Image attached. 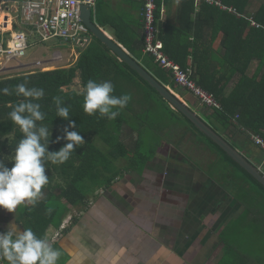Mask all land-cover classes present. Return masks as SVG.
Listing matches in <instances>:
<instances>
[{
  "label": "crops",
  "instance_id": "0c3cea01",
  "mask_svg": "<svg viewBox=\"0 0 264 264\" xmlns=\"http://www.w3.org/2000/svg\"><path fill=\"white\" fill-rule=\"evenodd\" d=\"M219 1L251 19L264 10V0ZM185 5V0H161L160 23L178 26ZM143 6L144 0H96L92 17L107 36L130 54L122 39L128 43L141 41ZM200 6L201 3H196V12ZM196 14L192 15L193 21ZM199 34L205 39L211 38L213 29L206 27L202 33L199 28ZM222 37L223 32H220L209 48L222 52ZM58 45L70 48L71 52L68 57L59 52L51 55L59 53L61 62L66 59L64 66L55 63L62 65L53 67L55 69L73 66L89 46L79 49ZM74 48L80 50L78 54ZM38 60L41 59L29 57L24 63L34 65ZM258 64L257 60L252 61L249 75L255 72ZM191 68L196 73V68ZM235 83L226 89V94L232 91ZM163 85L264 174V152L253 140L258 135L246 134L235 128L222 129L209 117L212 108L204 106L185 89ZM137 91L139 93L135 94L133 101L134 119L143 123L141 117L144 113L154 114L151 126L162 134L160 146L141 172L125 169L128 161L119 158L118 165L122 171L114 182L99 189L85 205L70 207L74 209L66 218L71 215L72 221L62 237L56 239L54 235L66 218L58 227L46 229L44 237L60 252L57 264H262L250 263L264 260L252 258L248 248L240 245L239 230L252 225L254 215L240 220L247 211L242 200L245 194L232 190L234 178L231 174H222L226 167L221 163L219 152L199 135L188 133L181 139L190 127L183 118L172 116L157 96H152L148 103L142 90ZM131 125H123V138L126 137L125 127V131L128 128L131 134H136L137 129H132ZM218 127L220 129L217 130ZM125 145L129 153L134 148V144ZM248 182L244 178L243 184L247 188L251 186L253 192L254 186ZM30 205L24 202L14 213L0 209V232H6L7 227L10 230L18 226L21 232L27 228L20 222V213ZM0 263L7 264V261L0 260Z\"/></svg>",
  "mask_w": 264,
  "mask_h": 264
},
{
  "label": "trees",
  "instance_id": "16d2710c",
  "mask_svg": "<svg viewBox=\"0 0 264 264\" xmlns=\"http://www.w3.org/2000/svg\"><path fill=\"white\" fill-rule=\"evenodd\" d=\"M157 3L159 18L161 0H157ZM185 3L186 7L180 13L178 26L160 23V38L164 42L165 53L184 69L195 67L197 85L212 94L220 103V109H211L210 119H214L222 129L235 128L243 133H251L264 139L263 30L251 27L246 17H237V15L221 10L215 5L201 3L199 12H196L194 0H185ZM193 13H197L194 21ZM254 18L264 24V10L259 11ZM206 27L213 29V34L208 39L199 34V28L203 33ZM15 29H17V25ZM220 32H223V37L220 40L223 51L216 52L209 46L218 39ZM122 41L133 58L161 83L177 87L172 74L155 63L152 56L143 53V36L140 42L128 43L123 39ZM254 60L259 62L258 67L253 74L249 75V66ZM78 77L81 90L72 89L75 79ZM90 79L97 83L111 82L114 85L113 95L127 94L130 96L126 107L113 109L119 111V115L114 120L102 117L98 112L89 115L84 111L83 91ZM25 82L29 88L44 90V96L39 100L33 99L32 102L40 104V111L44 113V120L38 121L37 124L49 129L51 138L48 151H58L66 143L63 139L59 143H53V141L57 136L63 135V129L69 123L63 118L56 117L54 97L62 99L63 106L69 109L70 120L76 124V128H69V131H78L85 141L73 150L64 163L53 164L51 161H45V175L48 176V183L42 187L41 196L36 203L25 207L20 213V222L23 226L32 229L38 238H44L45 231L49 226L58 227L68 215L70 207L85 205L88 198L99 189L114 182L122 171L118 165L119 158L128 161V166L125 169L131 168L133 171L141 172L145 163L155 154L153 148L149 153L143 151L142 138L135 140L133 150L130 149L131 154L126 151L128 148L122 141L123 125L130 126L134 120L133 101L135 94L139 93L137 89L142 90L148 103L152 96H157L165 103L172 116H175L176 119H179V116L183 118V121L190 127L186 129L181 139H184L188 133L201 136L213 149L219 152L222 158L221 163L226 168L229 167L230 170L232 168V170H237L245 175L248 183L253 184V192L256 194L252 195L251 186L247 188L243 184L245 190L239 192L245 194L242 200L247 211L240 220H246L250 214H253L254 223L264 222V187L219 146L201 133L182 113L172 109L153 87L127 64L120 61L97 38L92 40L80 54L77 62L69 68L39 70L0 79V89L7 87L11 92L10 95L0 94V159H3L9 168L12 167L14 148L23 137L19 126L10 121L9 113L16 104L26 99L22 95H16L14 91L17 84ZM233 82L236 83L232 91L226 94V89ZM153 115L144 113L141 117L143 123L135 119L136 126L141 127L140 124L146 123V117L150 116L153 119ZM131 128L134 129V126ZM135 129L141 130L136 127ZM158 134H160L158 136L160 144L162 134L159 132ZM42 142L46 143V141ZM59 178L64 181L59 182ZM54 179H56L55 183ZM247 190H249L248 193H246ZM52 197L63 201L60 203L62 210L57 208L58 204H55L53 208L46 206L47 201ZM249 227L254 233H260L259 228H262V226L249 225L247 228L240 229L239 233Z\"/></svg>",
  "mask_w": 264,
  "mask_h": 264
},
{
  "label": "clouds",
  "instance_id": "9594fccd",
  "mask_svg": "<svg viewBox=\"0 0 264 264\" xmlns=\"http://www.w3.org/2000/svg\"><path fill=\"white\" fill-rule=\"evenodd\" d=\"M14 91L26 99L16 104L9 113L10 121L18 125L23 133L14 148L12 167L9 168L0 159V209L10 213H14L18 205L24 202L34 205L40 198L42 187L48 183L46 160L53 164L64 163L78 145L85 143L78 131H69V128L75 129L76 124L70 120L69 109L63 106L62 99L54 97L56 117L69 123L63 129V135L53 141L59 143L63 139L66 143L58 151H48L49 129L37 124L44 120V113L40 111V104L32 102L33 99H41L44 90L29 88L25 82L17 84ZM113 92L114 85L109 81L97 83L88 80L83 91L84 111L89 115L98 112L102 117L114 120L119 111L113 109L126 107L130 96H116ZM0 94L10 95L11 92L5 87L0 89ZM59 257L60 252L50 246L47 237L38 238L30 228L21 232L18 226L10 230L7 227L6 232H0V260L7 261V264H57Z\"/></svg>",
  "mask_w": 264,
  "mask_h": 264
},
{
  "label": "built area",
  "instance_id": "2783aa9c",
  "mask_svg": "<svg viewBox=\"0 0 264 264\" xmlns=\"http://www.w3.org/2000/svg\"><path fill=\"white\" fill-rule=\"evenodd\" d=\"M195 1L215 5L221 10L244 17L219 0ZM84 5L90 7L93 14L96 0H0V14L4 15L3 20L0 21V57L3 59V64L21 62L20 60L26 56L32 36H36L43 43L55 40L60 44L79 49L88 46L92 35L81 18V8ZM157 11V0H144L141 12L143 53L152 56L155 63L169 71L178 87L191 92L207 107L220 109V103L216 98L197 85L195 69L182 68L165 53L164 42L160 38L161 16L158 18ZM246 19L251 27L264 32V24L253 18L246 17ZM16 25L17 29H15ZM60 57L59 53L53 55L55 60H61ZM41 64L42 61L37 62L38 66ZM253 140L264 151V139L254 136ZM71 221L70 215L58 228L54 238L62 237Z\"/></svg>",
  "mask_w": 264,
  "mask_h": 264
},
{
  "label": "rangeland",
  "instance_id": "374dc122",
  "mask_svg": "<svg viewBox=\"0 0 264 264\" xmlns=\"http://www.w3.org/2000/svg\"><path fill=\"white\" fill-rule=\"evenodd\" d=\"M92 39H94V37ZM58 44L59 43L55 40L47 42V43H43L39 41V39L36 36H32L29 40V48L27 50L26 56L20 60L21 62L14 61L7 65H4L3 59L0 57V79H5V78L12 77V76H17V75H23L26 73H30L32 71L54 70L55 68L53 67H61L63 64H66V59L64 62H61L60 60H55L53 56L51 57V55L54 52H59L63 54V56H66V57L69 56L71 49L68 47L60 46ZM74 51L76 54H78L80 50L74 48ZM29 57L30 58L39 57L42 60L41 66L37 65V62H39V60L35 62L34 65H27L26 63H24L25 62L24 60L29 59ZM55 63H59L62 65H58ZM72 89L81 90L79 78L75 79V83L72 86ZM187 93L190 94L191 92H187ZM190 95H193V94L191 93ZM145 122L146 123L142 127H139V126H136V121L134 119L132 121L134 128L135 127L140 128L141 130L140 131L137 130L136 134H134V132L133 134H131L128 128H127V131H125V128H126L125 127L124 134L126 135V137L123 138V141L126 144L131 143L132 145L134 144L135 138L137 139L142 138V149L143 151L149 153L151 152L150 150L151 148L153 149L157 148V145L159 144L158 136H160V134H158L159 132L158 130H156L155 128H152V126L150 125V123L152 122V118H150V116L146 117ZM149 137H150V140H148ZM162 139L163 138L161 137V140ZM158 146H160V144ZM222 172H223L222 173L223 175H226L229 173L234 178L233 188H232L233 191L239 192V191L245 190V187L243 186V180L245 178V175L243 173L237 170L231 171L229 167L225 168ZM61 180L64 181L62 178H59L58 181L62 183ZM55 182H56V179H54V183ZM60 203H63L61 199L52 197L47 201L46 206L53 208L55 204H58L57 208L59 210H62L63 208L61 207ZM72 209L74 208H71L69 211L71 212ZM251 224L256 225V226H262L263 229L260 231V233L252 232V229L250 227L248 229L241 231L239 233L240 245H243L244 247L248 248V253L250 254L252 258L259 257L264 260V224L262 222L254 223L253 221L251 222ZM250 263L264 264V261L254 260V261H250Z\"/></svg>",
  "mask_w": 264,
  "mask_h": 264
},
{
  "label": "water",
  "instance_id": "95a60500",
  "mask_svg": "<svg viewBox=\"0 0 264 264\" xmlns=\"http://www.w3.org/2000/svg\"><path fill=\"white\" fill-rule=\"evenodd\" d=\"M81 18L89 28L92 38L101 41L117 58L127 64L132 70L143 78L159 95L166 100L175 110L182 113L201 133L219 146L232 160L249 173L257 182L264 187V174L262 171L250 163L228 140L220 133L216 132L204 120L198 117L185 103H183L173 92L160 83L151 73H149L137 60H135L125 48L115 40L107 36L94 22L92 9L84 5L81 8Z\"/></svg>",
  "mask_w": 264,
  "mask_h": 264
},
{
  "label": "bare ground",
  "instance_id": "6f19581e",
  "mask_svg": "<svg viewBox=\"0 0 264 264\" xmlns=\"http://www.w3.org/2000/svg\"><path fill=\"white\" fill-rule=\"evenodd\" d=\"M4 18V15L0 14V21H2Z\"/></svg>",
  "mask_w": 264,
  "mask_h": 264
}]
</instances>
